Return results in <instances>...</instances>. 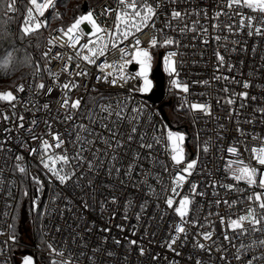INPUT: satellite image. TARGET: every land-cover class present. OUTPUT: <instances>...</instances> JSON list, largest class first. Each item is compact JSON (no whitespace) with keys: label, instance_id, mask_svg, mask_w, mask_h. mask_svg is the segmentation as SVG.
<instances>
[{"label":"built area","instance_id":"1","mask_svg":"<svg viewBox=\"0 0 264 264\" xmlns=\"http://www.w3.org/2000/svg\"><path fill=\"white\" fill-rule=\"evenodd\" d=\"M57 1L52 0L39 16L30 0H14V5L13 0H7L3 14L5 18L15 16L20 4H25L23 27H29L25 18L31 7V27L38 20L42 23L39 29L46 30L40 47L42 65L0 92H11L16 97L12 102L0 100V264H19L17 255L21 252H16L17 245L9 237L15 207L26 184L35 190L34 199L41 198L42 202L37 224L42 246L29 252L38 254L37 264H43L41 258L50 264H264V208L255 199L257 193L264 195V187L259 186L264 165L252 153L256 148L259 155V149L264 148V113L260 111L264 108V36H249L247 28L229 32L226 25L237 24L239 17L226 6L227 0H162L154 26L150 21L142 32L131 29L127 39L121 35L131 27L126 26L127 17L116 20L117 12L125 7L119 0H70L65 7H80L81 13L64 25L48 27L51 13L61 17L63 7ZM37 2L43 5L47 0ZM148 2L155 6L160 0ZM105 8L113 11L105 14ZM173 9L181 12V18L171 17ZM127 11L131 15L132 10ZM236 11L259 15L247 8ZM89 12L100 31L90 37L92 24L85 20L75 33L80 35L76 46H69L67 29ZM217 12L226 14L216 17ZM153 35L160 45L165 39L174 43L150 47ZM97 37L107 50L95 64H89L81 57L90 53L81 46L89 39L96 42ZM136 39L141 41L138 47L148 50L153 60L149 74L143 76L137 75L139 66L132 59L137 51ZM113 41L116 48L111 46ZM94 46L89 44V48ZM121 49L127 54L122 55ZM78 51L81 56H77ZM173 52L176 55L170 59L175 72L165 62ZM217 52L224 57L223 65L217 60ZM159 53L164 75L162 102H166L162 107V102L154 104L146 99L154 88L151 73ZM104 63L110 66L100 68ZM77 72H86L87 76H78ZM107 73L112 74L108 81L117 80L115 85L97 79ZM149 80L153 82L152 90L145 92ZM173 80L179 86H174ZM245 81L250 84L247 89L243 87ZM72 82L80 86L70 92L63 89L65 83ZM39 84L45 87L40 89ZM184 85L188 86L187 92L182 90ZM241 92H247L248 98L242 100ZM66 93L70 101H81L78 109L61 108ZM228 99L234 103L228 104ZM44 104L49 107L45 109ZM192 104L207 105L211 114L192 110ZM108 106L112 115L101 111ZM118 106L123 108L124 118L115 115ZM177 114L185 117L186 126L170 125ZM5 115L7 120L3 119ZM66 115L72 119L66 120ZM21 124L23 127H19ZM169 131L184 136L181 147L185 162L196 161L191 175L180 173L186 179L176 194L171 190L172 181L186 163L175 165L171 160ZM53 134H59L64 143L48 149L49 154L70 158L68 164L56 161L57 168L73 173L65 183L41 163V141L54 145ZM34 135L38 139H33ZM148 143L153 145L151 149L141 146ZM229 147H236L238 155L229 153ZM17 156L21 157L19 161ZM244 165L258 170L256 184L250 186L234 178ZM193 184L203 195L192 192ZM229 184L233 185L231 190L224 187ZM170 196L174 206L183 196L191 200L184 224L186 238L182 234L174 245L179 256L166 246L174 232L172 225L180 222L165 203ZM249 212L254 217L241 221V227L229 226L231 220L248 217ZM254 218L261 222L253 224ZM201 233H211V237L204 239ZM132 240L137 244H130ZM197 244L205 247L201 249ZM140 247L145 249L144 255H140ZM20 250L26 253L24 247ZM154 256L158 258L154 260Z\"/></svg>","mask_w":264,"mask_h":264},{"label":"snow or ice","instance_id":"2","mask_svg":"<svg viewBox=\"0 0 264 264\" xmlns=\"http://www.w3.org/2000/svg\"><path fill=\"white\" fill-rule=\"evenodd\" d=\"M172 2L175 3L176 0H172ZM30 4L36 6V9L39 13V16H43V10L52 5V0H47V3H45L43 5L37 4V0H30ZM119 4L122 6H125V7L121 11L117 12L116 20L121 21L123 17H127L126 26L127 25L131 26L128 30H125L123 33H121L122 37L124 39H127V37L131 34V29H134L135 32H137V33L142 32V30L145 27L149 26L150 21L153 22L152 26H154V17L157 14L156 9H158L162 6V0H160V2H158L155 6L150 4L148 2V0H142V2H140V0H119ZM13 5H14V0H13ZM226 6L229 9L234 10L235 15H237L239 17V21L237 24H235V25L227 24L226 25L227 30L229 32H234L237 29L247 28L248 29L247 34L249 36H253V35L264 36V0H227ZM242 8H247V9L251 10L252 12L258 13L259 15H257V16L247 15L246 16L243 12L236 11V9H242ZM127 9L132 10L131 15H129ZM112 11L113 10L110 8L104 9L105 14L110 13ZM223 14H226V13L217 12L216 17H219L220 15H223ZM181 16H182L181 12L173 9V11L171 13V17L173 19H179V18H181ZM33 19H34L33 10L30 7L28 10V16L25 18L26 24H28L29 27H25L23 29L26 33L33 31L35 29H39L42 26V23L37 20V22H35L34 28H32L31 24H32ZM85 20H87L88 22H90L92 24L93 33L89 34L90 37H91V35L100 31L99 26L96 24L95 20L93 19V13L89 12L86 15H82L81 17H79L78 19L75 20V22L67 29V33H65V35L68 36L69 46H71V47L76 46V43L80 39V35L75 34V33L78 32L79 25ZM117 30H119V25H117ZM182 31H183V29H182ZM204 31H206V29ZM216 39L219 40L220 37H216ZM49 43H53V41H49ZM93 43H95L96 46L89 48V44H93ZM135 43L137 45V51L132 56V59L136 60V62L141 65V71L137 75L143 76L144 75V69L149 65V62L151 60V56L149 55L148 50L138 47L141 43V41L139 39H136ZM173 43H174V41L171 39H165L163 41V45H170ZM205 43H207V41H205ZM163 45L159 44L158 39L155 35H153L151 37L150 42H149L150 47H157V46H163ZM111 46H112V48H116L117 43L115 41H113ZM81 47L83 49H87L88 52L90 53L89 55H82V57H81L83 60H85L89 64H95L96 58H98L99 56H103L105 54V51L107 50V45H104L101 42L100 37H97L96 42H93L91 39H89L88 43L83 44ZM253 51H255V49H253ZM121 53H122V55L127 54L124 52L123 49H121ZM175 55H176V53L173 52V53L169 54V57L165 58V62H166V64H168L169 69L172 72H175V68L172 66L173 62L171 61L170 57L175 56ZM77 56H81V53L79 51L77 52ZM216 57H217V60L219 61V64L223 65L224 57L219 52L216 53ZM69 59H71V57ZM127 62H130V61H126V63ZM109 66L110 65H108L107 63H104V64L100 65L99 67L105 68V67H109ZM231 67L232 66L229 65L230 70H231ZM77 75L78 76H87V73L86 72H77ZM111 75H112L111 73H107L104 77L98 76L97 79L98 80L104 79L106 82H109V83H112L113 85H115L117 83L116 79H112L110 81L107 80V77L111 76ZM216 78L220 79L221 77H216ZM120 79H125V78L123 76H121ZM223 79H228V78L223 77ZM172 83L174 86H179V85H177L175 80H173ZM204 83H207V81H205ZM79 86L80 85H78L77 83L72 82V83H65L62 87H63V89H66L68 92H70L72 89L77 88ZM37 87L40 89H43L45 86H44V84H39ZM243 87L245 89H247L250 87V84L247 81H245L243 83ZM19 90L22 91L23 88L21 87ZM182 90L184 92H187L188 86L184 85ZM48 91L50 93L52 91V89L49 88ZM225 91H228V89H225ZM239 97L242 100L247 99L248 93L247 92H241V93H239ZM252 99L254 100L256 98L252 97ZM0 100L12 102V101L16 100V97L11 92L2 93V94H0ZM226 102L228 104L234 103V101L232 99H228ZM80 103H81V101L79 99L74 100V101H70V99L66 93L64 98L61 101L60 106H61V108L65 109L66 111H68L70 109L75 110V109H78L80 107ZM243 106L244 105L241 104V107H243ZM43 107L45 109H47L49 107V105L44 104ZM118 107H119V110L115 111V115L118 118H124V117H122L123 108L120 106H118ZM190 107L192 110L203 111V112H205V114H208V115L211 114L209 111V107L205 104H192V105H190ZM101 111L102 112H108L109 115H112V110H111L110 106L102 107ZM133 111H137V110L133 109ZM260 111L262 113H264V108H261ZM230 115H231V113H230ZM3 119L7 120L8 116L5 115L3 117ZM20 119L23 120V117H20ZM65 119L71 120L72 116L66 115ZM32 123L35 124L36 122L33 121ZM19 127H23V124L19 125ZM80 127L82 129L84 128L83 125H81ZM135 131H136V128L133 127L132 132L135 133ZM112 135L115 136L116 133L113 132ZM32 138L38 139V137H36L35 135ZM52 138H53V140L56 141V143L54 145L50 144L48 140L41 141L42 147L44 149V153L41 157V163L43 164L44 168L52 171L61 183H65L66 181H68L72 178L73 173L64 171V169L62 167L57 168L56 167V161L59 160V161H62L64 164H68L70 158L67 155L55 156L54 154H49L48 149H50L52 147L59 148L64 143V141L60 138L59 134H53ZM131 138L132 137L130 135L129 139H131ZM183 141H184L183 135H181L179 133H173L171 131H169L167 133V142H168V144L171 145V153H172L171 160L174 162L175 165H180L181 163H186V166L177 172V174L175 175V177L172 181L173 186H172L171 190H172L173 194L177 193V188L180 186L181 182H183L186 179L185 175H182L180 173L183 172V173H187L188 175H191V170L196 165L195 160H193L191 162H185L184 151H183V148L181 147ZM159 142L160 141L157 140V143H159ZM117 144H119V141H117ZM141 146L144 148H147V149H151L153 147V145L151 143L142 144ZM204 151L205 152L208 151L207 146L204 148ZM31 152H36V150L32 149ZM228 152L231 154L238 155V150L236 147H229ZM252 153H253L255 159L258 161V163L260 165H264V148L259 149V153H260L259 155H257V149L256 148L252 149ZM16 159H17V161H19L21 159V157L17 156ZM239 163L243 164V161H239ZM89 167L91 168L92 165L89 164ZM19 170L21 172L25 171L24 168H20ZM130 170H131V168H130ZM165 170H167V169H165ZM116 171L119 172L120 169H116ZM257 172H258V170L256 168L244 165L242 168L239 169L238 173H234V178L238 181L239 180H245L251 186V185H254L257 183V181H256ZM61 173H63V174H61ZM259 186L264 187V172H262L260 174ZM224 187H227L228 189L231 190L233 188V185H231V184L224 185ZM196 189H197V185L193 184L192 185V192L194 194H197V195H203L202 193H198L196 191ZM249 199L251 200V199H253V197H249ZM255 199L258 201H261L260 207L264 208V195L257 193V194H255ZM112 202L113 203L116 202L115 197L112 198ZM165 203H166L168 208L173 209L175 211V213L177 214V216L180 217V222L172 225L174 232L166 244L167 248L170 251L174 252L175 255L179 256L180 253L176 250L174 245H176L177 242L181 239L182 234L186 238V228L184 227V224L187 223V221L185 220V217L188 214L189 205L191 204V200L188 196H183L179 199L178 204H176L174 206V199H173V197L170 196L165 200ZM218 203H219V201H218ZM249 217H254V213L249 212L248 217H240L239 220H231L229 223V226L233 229L239 228V227H241V221L248 219ZM137 219H139V216L137 217ZM261 219H264V218H261ZM221 222L222 223L224 222L223 218L221 219ZM252 222H253V224H258L261 222V220L254 218ZM118 227H120L121 231L124 230L122 226H118ZM103 231L107 232V231H109V229H104ZM133 235H135V232H133ZM201 235L203 236L204 239H209L211 237V233H201ZM9 239L12 241H15V235H10ZM226 239H227V237H226ZM5 243H7V242H5ZM116 243L119 244L120 241L117 240ZM262 243H264V242H262ZM130 244L136 245L137 241L132 240V241H130ZM197 246L201 249H203L205 247V245H203V244H197ZM139 251H140V255L145 254V249L143 247H140ZM107 254H108V256L112 255L111 252H109ZM157 258L158 257H155V256L153 257L154 260ZM22 264H34V262H33V259L31 257H24L22 260ZM63 264H69V261H65V262H63ZM196 264H201V262L197 261Z\"/></svg>","mask_w":264,"mask_h":264},{"label":"trees","instance_id":"3","mask_svg":"<svg viewBox=\"0 0 264 264\" xmlns=\"http://www.w3.org/2000/svg\"><path fill=\"white\" fill-rule=\"evenodd\" d=\"M68 1L70 0L57 1V4L63 7L61 17L51 13L47 21L48 27L64 25L81 13L80 7L67 9L65 6ZM6 4L7 0H0V92L42 65L40 47L46 30L36 29L30 33L24 32L22 23L25 4H20L19 11L15 16L5 18L3 14ZM173 119L174 122L169 123L174 128L181 127L183 123L185 126L187 125L184 116L177 114ZM34 191L29 184H26L25 188L23 187L12 217V235H15V243L17 248L24 247L26 253H29L33 247L42 246V240L37 230L42 202L41 198L34 199ZM34 254L37 260L39 256L37 253ZM41 259L43 264H50L45 258Z\"/></svg>","mask_w":264,"mask_h":264},{"label":"water","instance_id":"4","mask_svg":"<svg viewBox=\"0 0 264 264\" xmlns=\"http://www.w3.org/2000/svg\"><path fill=\"white\" fill-rule=\"evenodd\" d=\"M85 10H86V5L83 6V11ZM160 57H161V54L159 53L156 64L154 68L152 69V73H151V79L154 82V88L149 94L146 95V99L149 102L154 103V104L162 102V99L164 97V75L161 70ZM134 68L135 66H132L131 70H133ZM164 105H166V102H162L160 104V107ZM161 112L163 114V118L166 119L164 111L161 110Z\"/></svg>","mask_w":264,"mask_h":264},{"label":"rangeland","instance_id":"5","mask_svg":"<svg viewBox=\"0 0 264 264\" xmlns=\"http://www.w3.org/2000/svg\"><path fill=\"white\" fill-rule=\"evenodd\" d=\"M37 4H38V2H37ZM35 8H36V6H35ZM87 14V13H86ZM86 14H83V15H86ZM24 29V28H23ZM36 30V29H35ZM25 32V31H24ZM30 32H32V31H30ZM30 32H27V33H30ZM135 62H136V60H134ZM152 58H151V60H150V62H149V65L144 69V73H146V74H149V67H150V64L152 63ZM138 66H139V68H138V70L139 71H141V65L138 63ZM11 85V84H10ZM10 85L8 86V87H6V88H4V89H2L3 91H5V90H7V89H9V87H10ZM152 86H153V82L151 81V80H149V81H147L146 82V84H145V88H144V91L145 92H150L151 90H152ZM38 199V198H37ZM21 252V253H19L18 255H17V259H18V263L19 264H22V260H23V258L24 257H31L32 259H33V262H34V264H37V262H36V259H35V256H34V254L32 253V254H29V253H23L19 248H16V252Z\"/></svg>","mask_w":264,"mask_h":264}]
</instances>
